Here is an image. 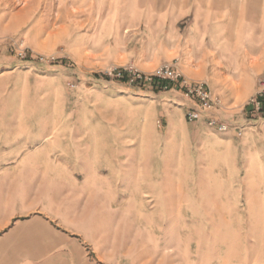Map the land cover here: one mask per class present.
<instances>
[{"label": "rangeland", "instance_id": "374dc122", "mask_svg": "<svg viewBox=\"0 0 264 264\" xmlns=\"http://www.w3.org/2000/svg\"><path fill=\"white\" fill-rule=\"evenodd\" d=\"M163 4L0 0V137H35L0 139V150L49 147L56 163L60 150L67 154L78 192L68 197V211L84 214L73 222L100 237L99 252L87 243L90 257L264 264V117L248 106L264 77V0L179 4L191 11L177 22L182 36L199 11H228V51L207 59L208 72L222 79L212 84L182 73L207 83L222 100L217 113L243 127L242 135L188 122L186 100L171 85L117 78L119 70L179 67L182 43H173L178 37L158 12Z\"/></svg>", "mask_w": 264, "mask_h": 264}, {"label": "crops", "instance_id": "0c3cea01", "mask_svg": "<svg viewBox=\"0 0 264 264\" xmlns=\"http://www.w3.org/2000/svg\"><path fill=\"white\" fill-rule=\"evenodd\" d=\"M168 1L158 12L171 27L172 38L178 37L173 43L177 42L178 47L182 43L180 50H176L181 71L193 80H209L212 84L215 76L222 79V75L208 72L211 65L208 66L207 59L216 62L228 51L230 41L226 33L233 27L226 20L228 11H199V18L193 16L188 20L182 36L176 31L177 22L191 11L189 7L180 9L181 0L167 4ZM212 27L215 30H210ZM29 136L32 134L10 133L0 139L35 138ZM54 155L56 149L44 146L0 150V264H115V259H101L96 253L89 256L87 243H91L93 253L99 252L100 237L97 233L89 238L73 222L86 217L68 211V197L77 198L78 192L69 181L67 154L60 150L59 163L52 159ZM94 218L98 219V215ZM106 246L109 250V239Z\"/></svg>", "mask_w": 264, "mask_h": 264}, {"label": "built area", "instance_id": "2783aa9c", "mask_svg": "<svg viewBox=\"0 0 264 264\" xmlns=\"http://www.w3.org/2000/svg\"><path fill=\"white\" fill-rule=\"evenodd\" d=\"M117 78L128 83L130 86H142L153 84L158 89L167 90L170 85L177 88L186 100V120L188 122L206 121L208 127L219 133H226L234 127L238 134L242 135L243 127L235 125L222 118L217 109L222 107V100L216 96L205 81H192L185 77L181 69L173 63H165L157 66L151 73L138 71L119 70ZM251 113L262 114L264 117V77L256 94L248 102Z\"/></svg>", "mask_w": 264, "mask_h": 264}]
</instances>
